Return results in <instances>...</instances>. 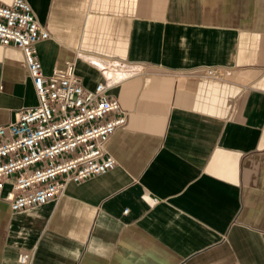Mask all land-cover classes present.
I'll use <instances>...</instances> for the list:
<instances>
[{"label": "crops", "instance_id": "0c3cea01", "mask_svg": "<svg viewBox=\"0 0 264 264\" xmlns=\"http://www.w3.org/2000/svg\"><path fill=\"white\" fill-rule=\"evenodd\" d=\"M27 1L46 74L72 61L92 90L105 63L144 69L110 71L128 113L113 169L40 206L0 199V264H264V0ZM213 67L225 78L191 74ZM37 104L23 52L0 44V124Z\"/></svg>", "mask_w": 264, "mask_h": 264}, {"label": "built area", "instance_id": "2783aa9c", "mask_svg": "<svg viewBox=\"0 0 264 264\" xmlns=\"http://www.w3.org/2000/svg\"><path fill=\"white\" fill-rule=\"evenodd\" d=\"M48 37L27 0L0 4V44L23 52L38 96L37 105L21 109L16 120L0 124V199L13 211L46 204L58 198L69 183L116 166L115 157L106 152V142L126 124L128 113L109 94L125 77L115 78L110 70L125 68L132 76L144 69L110 61L102 65L105 80L87 90L72 61L50 74L44 72L36 44ZM191 74L223 79L227 72L213 67ZM8 182L10 188L5 191ZM30 258V253L23 252L18 261L28 264Z\"/></svg>", "mask_w": 264, "mask_h": 264}, {"label": "rangeland", "instance_id": "374dc122", "mask_svg": "<svg viewBox=\"0 0 264 264\" xmlns=\"http://www.w3.org/2000/svg\"><path fill=\"white\" fill-rule=\"evenodd\" d=\"M111 71V70H110ZM115 78H119L118 76H116Z\"/></svg>", "mask_w": 264, "mask_h": 264}]
</instances>
